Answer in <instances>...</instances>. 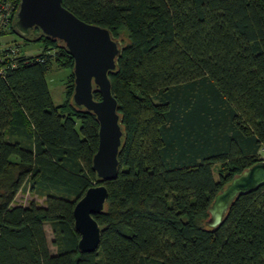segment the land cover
Segmentation results:
<instances>
[{"label": "trees", "instance_id": "16d2710c", "mask_svg": "<svg viewBox=\"0 0 264 264\" xmlns=\"http://www.w3.org/2000/svg\"><path fill=\"white\" fill-rule=\"evenodd\" d=\"M8 1L14 33L20 0ZM63 5L124 45L109 76L126 134L119 173L100 181L92 168L99 123L73 103L64 44L35 30L24 41L42 43L39 55L8 47L16 52L0 63V264H264V185L235 200L221 226L205 224L215 196L262 160L264 0ZM54 67L71 71L61 105L47 82ZM98 185L109 192L94 215L100 246L81 253L74 207ZM22 190L44 205L16 204Z\"/></svg>", "mask_w": 264, "mask_h": 264}, {"label": "water", "instance_id": "95a60500", "mask_svg": "<svg viewBox=\"0 0 264 264\" xmlns=\"http://www.w3.org/2000/svg\"><path fill=\"white\" fill-rule=\"evenodd\" d=\"M12 30L23 40L38 30L40 35L63 43L73 57V103L93 113L99 123V147L92 168L100 181L115 180L119 173L122 139L126 134L109 76L118 68L124 50L122 41L109 29L80 19L63 5V0H20ZM95 91L101 94V100H95ZM263 185L264 160H261L234 176L215 196L205 224L212 228L221 226L235 200ZM108 197L105 185L93 186L74 207L81 253L94 252L100 246L101 227L94 215L103 212Z\"/></svg>", "mask_w": 264, "mask_h": 264}, {"label": "rangeland", "instance_id": "374dc122", "mask_svg": "<svg viewBox=\"0 0 264 264\" xmlns=\"http://www.w3.org/2000/svg\"><path fill=\"white\" fill-rule=\"evenodd\" d=\"M5 35H8L13 38L14 43H10L8 40L3 42L5 47H15L17 48L18 55L21 57H35L42 53L44 50L43 44L40 42H26L14 33H10L9 29L5 30ZM53 52V50H51ZM71 71L68 69H59L54 67L47 75V82L53 101L56 105H61L66 100V89L68 87V82L70 79ZM259 157L264 160V151L259 154ZM220 169V165L216 167V171ZM32 201L36 202L38 205H44V197L38 195H33L28 190H22L16 196L15 203L23 206L29 205ZM46 236L48 240V245L50 251L54 254L57 249L53 245V232L49 224L44 225Z\"/></svg>", "mask_w": 264, "mask_h": 264}, {"label": "built area", "instance_id": "2783aa9c", "mask_svg": "<svg viewBox=\"0 0 264 264\" xmlns=\"http://www.w3.org/2000/svg\"><path fill=\"white\" fill-rule=\"evenodd\" d=\"M14 6L8 0H0V63L4 60L5 56L8 54L6 51L11 50L13 53L16 52L15 48L5 47L1 39V33L5 32L6 29H9L11 25V18L13 15ZM3 70L0 67V74Z\"/></svg>", "mask_w": 264, "mask_h": 264}, {"label": "crops", "instance_id": "0c3cea01", "mask_svg": "<svg viewBox=\"0 0 264 264\" xmlns=\"http://www.w3.org/2000/svg\"><path fill=\"white\" fill-rule=\"evenodd\" d=\"M5 34H6V33H5ZM1 39H2L3 42H5L4 40H8L10 43H14L13 38L10 37V36H8V35H3V36L1 37ZM262 151H264V144H263V146H262V148H261L259 154H260Z\"/></svg>", "mask_w": 264, "mask_h": 264}]
</instances>
